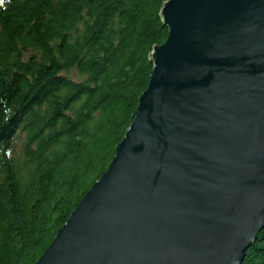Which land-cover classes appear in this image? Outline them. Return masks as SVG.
I'll return each mask as SVG.
<instances>
[{
    "label": "water",
    "instance_id": "obj_1",
    "mask_svg": "<svg viewBox=\"0 0 264 264\" xmlns=\"http://www.w3.org/2000/svg\"><path fill=\"white\" fill-rule=\"evenodd\" d=\"M113 161L36 264H243L264 230V0H171Z\"/></svg>",
    "mask_w": 264,
    "mask_h": 264
},
{
    "label": "trees",
    "instance_id": "obj_2",
    "mask_svg": "<svg viewBox=\"0 0 264 264\" xmlns=\"http://www.w3.org/2000/svg\"><path fill=\"white\" fill-rule=\"evenodd\" d=\"M168 1L0 0V264H36L113 161Z\"/></svg>",
    "mask_w": 264,
    "mask_h": 264
}]
</instances>
